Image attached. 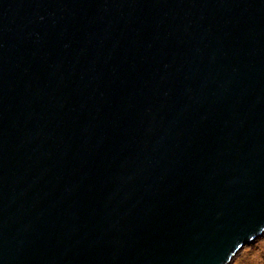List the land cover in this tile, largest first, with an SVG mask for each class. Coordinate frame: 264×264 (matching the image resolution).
<instances>
[{
  "label": "water",
  "instance_id": "95a60500",
  "mask_svg": "<svg viewBox=\"0 0 264 264\" xmlns=\"http://www.w3.org/2000/svg\"><path fill=\"white\" fill-rule=\"evenodd\" d=\"M263 235L264 0H0V264Z\"/></svg>",
  "mask_w": 264,
  "mask_h": 264
},
{
  "label": "rangeland",
  "instance_id": "374dc122",
  "mask_svg": "<svg viewBox=\"0 0 264 264\" xmlns=\"http://www.w3.org/2000/svg\"><path fill=\"white\" fill-rule=\"evenodd\" d=\"M232 264H264V235L246 246Z\"/></svg>",
  "mask_w": 264,
  "mask_h": 264
}]
</instances>
